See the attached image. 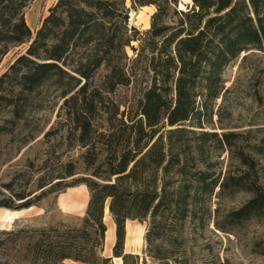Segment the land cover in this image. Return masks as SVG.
Returning a JSON list of instances; mask_svg holds the SVG:
<instances>
[{
  "label": "trees",
  "instance_id": "16d2710c",
  "mask_svg": "<svg viewBox=\"0 0 264 264\" xmlns=\"http://www.w3.org/2000/svg\"><path fill=\"white\" fill-rule=\"evenodd\" d=\"M31 1L0 0V64L25 46L0 76V120L4 107H14L13 117L22 119L12 99L16 89H51L62 104L45 136L64 130L70 147L82 152L58 176L40 178L36 189L31 177L19 190L14 181L6 184L9 195L0 190V208L38 206L70 178L68 187L86 185L90 200L79 226L0 230V264H114V257L128 264L140 256L125 252L126 224L147 220L148 256L169 264L158 239L191 218L197 192L216 187L221 195L253 194L230 215L233 222L264 219V188L256 180L245 184L247 173L229 172L220 182L194 168V155L204 158V144L218 137L206 129L228 91L226 68L242 54L264 52V0H192L186 9H179L180 0H132L134 7H156L143 32L130 27L124 1L58 0L35 33L24 13ZM132 85L141 90L131 100L105 96ZM5 134L0 124V138ZM189 135H198L196 146ZM231 136L222 134L228 144ZM107 202L116 226L113 257L104 254Z\"/></svg>",
  "mask_w": 264,
  "mask_h": 264
},
{
  "label": "rangeland",
  "instance_id": "374dc122",
  "mask_svg": "<svg viewBox=\"0 0 264 264\" xmlns=\"http://www.w3.org/2000/svg\"><path fill=\"white\" fill-rule=\"evenodd\" d=\"M110 1H124L130 12V27H136L142 32L150 28L156 7H134L132 0ZM57 2L58 0H32L25 8L26 21L34 33ZM187 4V0H180L178 7L186 9ZM132 45L138 47L139 42ZM24 49L25 46L16 47L3 59L0 76L8 71L18 53ZM127 51L130 56L133 55L130 48ZM247 55L242 54L225 70L224 79L228 91L223 99L217 100L213 123L207 125L206 129L217 132L218 137H212L204 144V158L194 155V168L209 170L214 175L212 179L219 178L220 182L229 172L236 175L247 173L250 179L245 184L256 180L264 188V52ZM140 90L139 86L132 85L119 88L116 95L105 93V96L110 100H131L139 95ZM12 99L20 110L22 119L13 117L11 111L14 107H4L0 120V124L6 128V134L0 138V190L4 193L7 192L4 188L6 184L14 181L13 189L19 190L24 179L29 177L32 178L31 188L36 189L40 178L58 176L63 171V165L71 159H79L82 152L80 148L70 147L65 140L64 130L45 136L52 130V125H56L62 104V100L53 97L51 89L44 88L34 94L21 93L16 89ZM196 131L198 134L200 129ZM225 132L233 135L229 139L230 144L222 138ZM189 136L192 146H196L198 135ZM242 157L250 158L254 164L244 165ZM77 166L81 172L82 163L79 162ZM71 183V178L67 179L39 203L38 207L42 208L40 216L0 230L79 226L88 209V188L79 187L73 191V198L79 203V209L74 213L60 209L57 203L60 194L69 192L68 186ZM252 197L253 194L246 191H227L221 195L219 187L210 194L197 192L198 203L193 208L191 218L174 235H163L158 239L156 245L159 246V251L171 258L169 264H264V219L242 223H235L230 219V215ZM2 198L0 195V199ZM106 206L104 221L108 231L104 254L113 256L110 247L115 240V223L109 212V202ZM2 218L12 222L16 214L6 212ZM149 228V220L127 223L125 245L131 254L140 256L139 260L130 259L128 264H161L148 256L146 233ZM113 262L123 264L121 258H114Z\"/></svg>",
  "mask_w": 264,
  "mask_h": 264
},
{
  "label": "crops",
  "instance_id": "0c3cea01",
  "mask_svg": "<svg viewBox=\"0 0 264 264\" xmlns=\"http://www.w3.org/2000/svg\"><path fill=\"white\" fill-rule=\"evenodd\" d=\"M79 187H80V189L87 188L84 185H80L78 187H73V188L69 189V192L60 194L57 197V203H58V206L60 207V209L66 211V212H69V213H74L77 211V209H79V203L77 202V200L75 198H73V196H75V193L73 191L79 189ZM69 195H71V197H69ZM41 211H42V208L38 207V206H34V207L29 208V209H23V210H18V211L0 208V228L1 229H8V228L12 227L15 223L18 224L19 222L25 221V220L30 219L32 217L40 216ZM6 212H9L11 214H16V218L12 222L2 218V216ZM126 226H127V224H126ZM115 242H116V226H115V240L110 247V249H111L110 253L113 252V247L115 245ZM125 243H126V241H125ZM125 252L126 253H132V252H129L127 250L126 245H125ZM111 255H113V254H111ZM110 257H113V256H110ZM68 262H70V264H82V263L74 262V261H70V260L66 261V264H69Z\"/></svg>",
  "mask_w": 264,
  "mask_h": 264
},
{
  "label": "bare ground",
  "instance_id": "6f19581e",
  "mask_svg": "<svg viewBox=\"0 0 264 264\" xmlns=\"http://www.w3.org/2000/svg\"><path fill=\"white\" fill-rule=\"evenodd\" d=\"M188 1V4H192L193 2H192V0H187ZM181 9H183L182 7H181Z\"/></svg>",
  "mask_w": 264,
  "mask_h": 264
}]
</instances>
